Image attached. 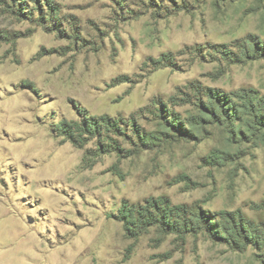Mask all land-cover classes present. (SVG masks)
<instances>
[{
  "label": "rangeland",
  "instance_id": "obj_1",
  "mask_svg": "<svg viewBox=\"0 0 264 264\" xmlns=\"http://www.w3.org/2000/svg\"><path fill=\"white\" fill-rule=\"evenodd\" d=\"M263 45L264 0H0V264H264V142L207 97Z\"/></svg>",
  "mask_w": 264,
  "mask_h": 264
},
{
  "label": "trees",
  "instance_id": "obj_2",
  "mask_svg": "<svg viewBox=\"0 0 264 264\" xmlns=\"http://www.w3.org/2000/svg\"><path fill=\"white\" fill-rule=\"evenodd\" d=\"M253 51H257L255 45H253ZM261 48V46H259ZM264 49V45L262 47ZM250 49V48H249ZM251 51V50H250ZM264 52V51H263ZM247 55V54H246ZM237 102L233 100V97H229L226 93H219L216 90H209L207 97L212 101L211 111L212 117L221 118L224 127H231L238 133H242L246 130V134L249 135V139L253 140L257 144L264 142V96H262L255 89L243 90L240 93H234ZM208 109V108H206ZM93 125V124H92ZM85 127V125H83ZM95 128L98 125H93ZM79 132H82L81 127L74 126L67 122H64L59 128L60 135H63L72 144L78 148H83L80 142ZM154 209V208H152ZM151 208H131L124 207L121 215V219L125 225L127 232L135 237L144 234L148 228L153 227H171L175 232L173 225H176L170 221H166L163 218L160 210L155 213ZM183 214V211L176 209ZM199 220V219H198ZM196 223H200L199 221ZM176 222V221H174ZM198 226V225H196ZM176 227H178L176 225ZM224 227L223 229H226Z\"/></svg>",
  "mask_w": 264,
  "mask_h": 264
}]
</instances>
